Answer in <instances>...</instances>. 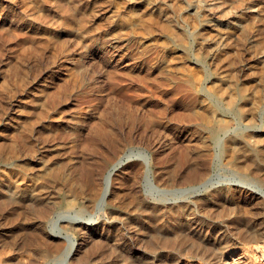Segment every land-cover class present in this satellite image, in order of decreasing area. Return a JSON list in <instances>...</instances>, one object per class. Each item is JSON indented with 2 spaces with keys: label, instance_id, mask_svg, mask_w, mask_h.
<instances>
[{
  "label": "rangeland",
  "instance_id": "374dc122",
  "mask_svg": "<svg viewBox=\"0 0 264 264\" xmlns=\"http://www.w3.org/2000/svg\"><path fill=\"white\" fill-rule=\"evenodd\" d=\"M136 19L148 21L150 32L147 22L142 23L146 27L139 23L136 28ZM207 20L217 24L209 25ZM215 46L220 51L207 56ZM196 80L205 90L219 89V99L205 96L208 101L214 100L219 109L232 103L240 115L203 123L197 111ZM41 86L50 97L40 109L31 105L24 122L22 105L30 103L32 96H28ZM263 92L264 0H0V170L13 165L34 171L38 166L27 159L10 163L6 158L15 135V144L20 142L16 149L34 147V154L41 153L51 162L59 160L67 171L69 162L64 163V156L73 153L67 145L98 126L104 133L95 130L102 137L99 143L107 152L105 159L122 161L101 209L95 204L103 183V162L89 176L80 177L76 171L79 186L75 190L63 177L39 172L32 195V186L24 193L16 192L0 174V255L24 257L28 250L47 248L51 257L43 264H62L57 254L73 240L76 246L68 263L87 253L98 264H228V254L236 258L241 252L236 240L246 227L253 222L264 227V185L251 174L241 178L217 157L219 147L212 133L224 127L256 140L264 112L249 119L244 111L252 102H261L264 111ZM30 119L41 122L29 124L31 130L25 126L32 123ZM89 121L97 123L90 127ZM22 126L27 128L23 134L31 139L18 134ZM199 135L208 139L204 142ZM231 186L257 191L263 200H254L245 213L239 211L223 198ZM117 189L124 199L120 204ZM66 213L86 219L60 220L66 236L46 238L58 216ZM6 250L10 251L7 255ZM100 253H107L106 257ZM243 264H264V256L249 252Z\"/></svg>",
  "mask_w": 264,
  "mask_h": 264
},
{
  "label": "bare ground",
  "instance_id": "6f19581e",
  "mask_svg": "<svg viewBox=\"0 0 264 264\" xmlns=\"http://www.w3.org/2000/svg\"><path fill=\"white\" fill-rule=\"evenodd\" d=\"M136 15V14H135ZM134 15V16H135ZM140 15V14H139ZM143 14H141L140 15V17L142 16ZM141 19V18H140ZM143 19V18H142ZM141 19V20H142ZM132 21V20H131ZM146 23V26L145 25H143L144 23ZM142 23L140 22V20H138V19H136V20H134L133 21V24L136 26V24H137V26H136V28L138 27V25H139V23H141L142 25H143V27H146V29L147 28H149L148 27V21H143ZM132 23V22H131ZM205 23V22H204ZM207 23H209V25H216L217 23L215 22V21H213V23H210V21H208L207 20ZM132 24V26H134ZM142 25L141 26H139V27H141L142 28ZM134 26V27H135ZM145 30V32H146V29L145 28H142V30ZM150 29V28H149ZM149 29H147L148 30V32H150L149 31ZM140 30V29H139ZM141 31V30H140ZM144 33V32H143ZM143 36H144V34H143ZM139 41H141V39L139 38ZM141 42H143V41H141ZM141 42H140V44H141ZM220 48L218 47V46H215L214 47V49H212V50H209L208 52H207V56H212V55H216L217 54V52L218 51H220L219 50ZM65 73V72H64ZM69 74V73H68ZM71 74V73H70ZM220 75V74H219ZM61 76V75H60ZM63 76V75H62ZM70 77V76H69ZM71 77H72V75H71ZM218 78V77H217ZM221 78V77H220ZM224 78V77H223ZM63 79V78H62ZM66 79V78H65ZM70 79V78H69ZM74 79V78H73ZM219 79V78H218ZM61 80V79H60ZM75 80V79H74ZM73 81V80H72ZM220 81H222V80H220ZM66 82V81H65ZM41 83V82H40ZM43 84V83H42ZM74 84H75V82H74ZM195 84L197 85V87H199V100H198V103H196L197 104V111H198V113H199V115L201 116V119H202V121H203V123H206V124H211V123H214V122H216L217 120H219V119H221V118H225V117H227L228 116V114H233V116H239L240 114H238L232 107V103H231V105H228V104H226V106L224 107V108H222V109H219V108H217L211 101H208L206 98H205V96L207 97H210V98H213V99H216V100H218L219 99V97H220V93H219V89L217 88V89H210V88H208V89H204V88H202L203 87V85H202V87H201V82H200V80H196V82H195ZM41 85V84H40ZM71 85V84H70ZM43 86V85H42ZM38 87V88H36V90H34L33 92H31L30 93V95L28 96V97H30V96H32V99H31V97H30V103L27 101V102H25L22 106H23V111H24V113H25V115H24V119H22L23 121L25 120V121H28V115L26 114V112H27V110H29V107L31 106V105H33L34 107H40V106H42V105H44V103H45V101H46V99H48L49 97H50V94L49 93H47V91L45 90V88L44 87ZM73 87V86H72ZM63 88V87H62ZM73 89V88H72ZM72 89H70L71 91H72ZM65 90H68V88L67 89H65ZM263 90V89H262ZM64 91V90H63ZM62 91V92H63ZM258 91V90H257ZM67 92V91H66ZM243 92V91H242ZM260 92V91H259ZM259 92H258V94H259ZM262 92V91H261ZM68 93V92H67ZM256 93V92H255ZM264 93V92H263ZM244 94V93H243ZM254 94V93H253ZM66 95V94H65ZM64 95V96H65ZM260 95V94H259ZM258 95V96H259ZM63 96V97H64ZM255 96V95H254ZM253 96V97H254ZM54 98V97H53ZM60 98V97H59ZM259 99V98H258ZM264 99V98H263ZM60 100V99H59ZM252 101H253V99H251ZM256 100H257V98H256ZM257 101H259V100H257ZM197 102V101H196ZM251 103V102H250ZM55 104V103H54ZM53 104V105H54ZM232 106V107H231ZM247 106V105H246ZM249 107L248 108H245L246 110L244 111L245 112V116H247V118H251V119H253L252 117V115H254V114H256V113H262V112H264V111H262L263 110V108L261 109V106H262V104H261V102H259V103H256V102H252V104L251 105H248ZM264 106V105H263ZM44 107V106H43ZM51 107V106H50ZM49 107V108H50ZM54 107V106H53ZM55 107H57V106H55ZM196 107V106H195ZM59 108V107H58ZM239 108V107H238ZM40 109V108H39ZM38 109V110H39ZM240 109V108H239ZM13 110V108L11 107V111ZM38 110H37V113H36V111H35V113L34 114H37V116L39 115V116H41V112H40V114H39V112H38ZM50 110V109H49ZM54 111H55V108H54ZM59 111V110H58ZM261 111V112H260ZM13 112H15V109H14V111ZM45 112H46V110H45ZM56 112V111H55ZM46 113H48V112H46ZM52 113V112H51ZM59 113V112H58ZM53 114V113H52ZM59 116L60 115H62V113L60 114H58ZM34 116V115H33ZM36 116V118H39V117H37ZM47 116H48V114H47ZM47 116H45V117H47ZM50 116V115H49ZM55 116H57V115H55ZM54 115H53V117H55ZM58 116V117H59ZM86 116V115H85ZM94 116V115H93ZM255 116V115H254ZM61 117V116H60ZM79 117V116H78ZM91 117V116H90ZM102 117V116H101ZM100 117V118H101ZM262 117V122H263V125H262V128L260 127V129H258V134H257V139L255 140L254 139V141H252V139H247V137L249 136H247V137H245V135L244 134H242V133H240V132H235V133H231V132H229L228 131V129L227 128H217L218 130H216V131H214L213 133H212V141L217 145V147H219V153L217 154V157L219 156L220 157V159L222 160V161H224L225 163H228L229 165H231L230 167H231V169H233L234 171H236V172H238L240 175H242L241 176V178H243V176L245 177V176H247V175H249V174H251L252 175V177H253V179H255L257 182H259L260 184H263L264 185V114L261 116ZM32 118V117H31ZM65 118V117H64ZM64 118H62V119H64ZM69 118V117H68ZM97 118V117H96ZM42 119H43V117H42ZM45 119V118H44ZM55 119V118H54ZM58 119V118H57ZM99 118H97V120H98ZM228 119V118H227ZM227 119H225V120H227ZM241 119V118H240ZM255 119H256V117H255ZM31 121H32V119H30ZM77 120H79V119H77ZM76 119L75 120H73V121H77ZM85 120V119H84ZM96 120V121H97ZM100 120H102V119H100ZM234 120V119H233ZM24 121V122H25ZM38 121V119L35 121V119H34V121H32V123H34L35 122V124H33L32 125V123H26L27 125H25L27 128H29L30 127V125L31 126H35L36 125V122ZM80 121V120H79ZM94 121H95V117H94ZM99 121V120H98ZM104 121L105 120H103L102 122V124L104 125ZM236 121V120H235ZM247 121V120H246ZM39 122H41V120L39 119ZM39 122H37V124H39ZM57 122V121H56ZM82 121H80V123H81ZM85 122V121H84ZM90 122V121H89ZM89 122L87 123L88 125H89ZM92 122V121H91ZM90 122V123H91ZM100 122V121H99ZM248 122V121H247ZM250 127H253V124H254V122H253V120H250ZM257 122V121H256ZM260 122H261V118H260ZM9 123V122H8ZM54 123V122H53ZM59 123V122H58ZM93 123V122H92ZM97 123V122H96ZM96 123L94 124L93 123V125H91L90 124V127L92 126H94V125H96ZM258 123V122H257ZM10 124H12V123H10ZM30 124V125H29ZM60 124V123H59ZM76 124V123H75ZM106 124V123H105ZM260 124H262V123H260ZM6 125V124H5ZM45 125V124H44ZM108 125V124H107ZM248 125V126H249ZM10 126V125H9ZM43 126V125H42ZM46 126H48L47 124H46ZM45 126V127H46ZM62 126V125H61ZM74 126V125H73ZM82 126V125H81ZM246 126V125H245ZM261 126V125H260ZM14 127V126H13ZM24 126H22V131H21V129H20V131L22 132V133H18L19 131L18 130H16L17 131V133L18 134H20V135H25V134H23V131H27L26 129L27 128H23ZM53 127V126H52ZM57 127V126H56ZM89 127V130L90 129H92L93 130V128H90ZM97 127V126H96ZM105 127H106V125H105ZM104 127V128H105ZM249 127V128H250ZM31 128V127H30ZM29 128V129H30ZM33 128V127H32ZM32 128H31V130H32ZM48 128H50V127H48ZM55 128V127H54ZM69 128V127H68ZM86 128H87V126H86ZM85 128V129H86ZM97 128H99L100 129V127L98 126ZM96 128V129H97ZM107 128V127H106ZM258 128H259V126H258ZM16 129V128H15ZM28 129V132L30 131V135H31V130H29ZM36 129V128H35ZM42 129V128H41ZM45 129V128H44ZM62 129V128H61ZM88 129V128H87ZM95 129V128H94ZM95 129V130H96ZM251 129H253V128H251ZM37 131H39L38 129H36ZM57 130V129H56ZM72 130V129H71ZM89 130H87L88 131V133H89ZM94 130V132L92 131L91 132V134H88L87 132H86V135L87 136H85L84 138H82V139H80V140H76V139H73L71 142H70V144L69 145H67L68 146V148H69V150L68 151H70V152H73V153H75V154H73V153H71V154H68L69 155V157H68V155L66 154V156H64V159H65V161H64V163L66 162V159L68 160L67 162H69L68 163V169H66L67 171H65V170H63L61 167H60V163H59V160H55V161H53V162H51V161H49V160H47V159H44L43 157H44V155L43 154H34L36 151L33 149L34 147H31L35 152H33V151H31L32 149H30V147L29 148H26V147H28L29 146V144H25L26 145V147H23V148H26L27 149V151H22V150H19V149H16V145L17 144H19V143H16L15 144V139L13 140V137L15 136V135H13L14 133H16V131L15 132H13L12 131V135H13V137H12V139H10L11 141H9V147L7 148L8 149V151H6V153H7V157H6V155H5V157L8 159V160H10L9 162L11 163V162H15V161H22V160H26L27 159V161L28 162H30V163H33V166L35 167V166H37V168H38V170H29V171H27V170H24V169H21V168H16L15 166H8V167H3V169H1L0 170V174L2 175V177L7 181V182H9L10 184H12L13 186V188H14V190L16 191V192H21V191H23V193H24V191L26 192V190L27 189H29L31 186H32V188H30L29 190L30 191H34V189L36 188L35 186H33V185H35L36 183H38L39 182V180L37 179V175H38V173L39 172H41V173H43V174H50V175H52L53 177L55 176V178L56 177H63L64 178V180H67V181H69L71 184H72V187H73V190H75L78 186H79V180H78V177L76 176V174H78L77 172H79V174H80V177H84V176H89L91 173H93V171H94V168H95V166L98 164V163H100V162H103L102 164H103V166H104V171H103V173L101 174V175H103V183L101 182V186H102V188H101V191H100V193H99V195H98V197H97V200H96V207H97V209H101L102 207H103V205L105 204V202H106V198L108 197V195H109V193H110V187H111V183H112V175L115 173V171L117 170V168L121 165V159L120 158H117L116 160H114V161H111V160H108V159H105V153H107L105 150H103L102 149V146H101V144L99 143V139L100 138H102V137H98L97 135H98V133L100 132V135L102 134L101 133V131H99L98 129V133L96 132ZM107 130H108V132L110 131L109 130V128H107ZM257 130V129H256ZM255 130V131H256ZM51 131V130H50ZM49 131V132H50ZM58 131H61L60 129H58ZM68 131H69V129H68ZM73 131V130H72ZM74 131H76V130H74ZM42 132H43V130H42ZM77 132V131H76ZM103 132V131H102ZM8 133V132H7ZM7 133H5V134H7ZM11 133V132H10ZM17 133H16V141H19L20 139V137L18 138L19 140H17ZM33 133V132H32ZM38 133V132H37ZM48 133V132H47ZM46 133V134H47ZM56 133V132H55ZM62 133V132H61ZM67 133V132H66ZM109 133H111V132H109ZM41 134V133H40ZM42 134H45V133H42ZM41 134V135H42ZM50 134H51V132H50ZM57 134H59V133H57ZM56 134V135H57ZM63 134V133H62ZM71 134V133H70ZM75 134V133H74ZM81 135L80 133H77V135ZM106 134H108V133H106ZM202 134H203V132H202ZM201 134V135H202ZM11 135V136H12ZM28 135V136H27ZM32 135H34V134H32ZM35 135H38V134H35ZM47 135H49V133L47 134ZM60 136H61V134H59ZM84 135V134H83ZM99 135V136H100ZM102 135H104V133L102 134ZM10 136V134H9V136L8 137H11ZM26 138H30L31 139V137H29V134H27L26 133ZM24 136V137H25ZM39 136V135H38ZM44 136V135H43ZM42 136V137H43ZM46 136V135H45ZM45 136H44V140H45V143H46V141L48 142V140H47V138H48V136H47V138L45 139ZM67 137L69 136V135H66ZM73 136V135H72ZM107 136V135H106ZM111 136H113V134L111 135ZM110 136V134H109V136L108 137H111ZM200 136V135H199ZM7 137V136H6ZM23 136H21V138H22ZM37 136H35V138H36ZM41 137V138H42ZM56 137H58V136H56ZM61 137H63V136H61ZM67 137H66V139H67ZM81 137H82V135H81ZM200 137H202V136H200ZM204 137V136H203ZM202 137V138H203ZM15 138V137H14ZM34 138V137H33ZM75 138H76V136H75ZM105 138V137H104ZM107 138V137H106ZM113 138H115V137H112V138H110V139H112L113 140ZM9 139V138H8ZM30 139H28V140H30ZM43 139V138H42ZM65 139V138H64ZM109 139V138H108ZM204 139V142H205V139H208V137L206 138H203ZM24 140V139H23ZM23 140H21V142L23 141ZM27 139H26V142L28 141ZM35 140V139H34ZM53 140V139H52ZM55 140H56V138H55ZM71 140V139H70ZM103 140V139H102ZM107 140V139H106ZM105 140V141H106ZM115 140H116V142H118L117 141V139L115 138ZM251 140V141H250ZM25 141V140H24ZM32 141V140H31ZM36 141V140H35ZM10 142H11V144H10ZM25 142V143H26ZM29 142V141H28ZM41 142H44V141H41ZM63 142V141H62ZM110 143H111V141H109ZM108 142V143H109ZM24 143V142H23ZM35 143V142H34ZM37 143V142H36ZM51 143V142H50ZM115 143V142H114ZM113 142H112V144H114ZM38 144V143H37ZM57 144V143H56ZM59 144V143H58ZM105 144V143H104ZM111 144V145H112ZM117 144V143H116ZM20 145H22V144H20ZM19 145V146H20ZM33 145V144H32ZM31 145V146H32ZM35 145V144H34ZM108 145V144H107ZM110 145V144H109ZM118 145V144H117ZM117 145H115V146H117ZM197 145V144H196ZM199 145V144H198ZM40 146V145H39ZM63 146V145H62ZM65 146V145H64ZM114 146V147H115ZM107 147H109V146H107ZM196 147V146H195ZM198 147V146H197ZM199 147H200V145H199ZM198 147V148H199ZM17 148H18V146H17ZM49 148H52L51 146L49 147ZM21 149H22V147H21ZM28 149H30V151L28 150ZM35 149H37V148H35ZM112 149V148H111ZM194 149H196V148H194ZM43 150V149H42ZM108 150V149H107ZM187 150H188V148H187ZM189 150H191L190 148H189ZM197 150V149H196ZM29 151V152H28ZM38 151V150H37ZM108 151H110V150H108ZM33 152V153H32ZM41 152V151H40ZM51 152V151H50ZM191 152V151H190ZM192 152H193V150H192ZM38 153V152H37ZM58 153H59V151H58ZM57 152H56V155H59ZM64 153V152H63ZM109 153V152H108ZM46 154V153H45ZM52 155L54 154L55 155V153H51ZM62 154V153H61ZM185 154V153H184ZM200 154V153H199ZM198 154V157L200 156ZM202 154V153H201ZM49 155V154H48ZM193 154L191 153V156H192ZM46 156V155H45ZM50 156V155H49ZM108 156V155H107ZM197 155H194V158L196 157ZM109 157V156H108ZM113 157V156H112ZM184 157H185V155H184ZM46 158V157H45ZM56 158V157H55ZM62 158V157H61ZM107 158V157H106ZM60 159V158H59ZM74 159V160H73ZM109 159H112V158H109ZM196 159V158H195ZM194 159V160H195ZM53 160V159H52ZM71 160H73V163H72V161ZM113 160V159H112ZM187 160V159H186ZM47 161H49V162H47ZM71 161V162H70ZM23 162V161H22ZM194 162V161H193ZM197 162V161H196ZM29 163V164H30ZM63 163V162H62ZM191 163V162H190ZM189 163V164H190ZM22 164V163H21ZM101 164V163H100ZM101 164V165H102ZM16 166H18V165H16ZM25 166H27V164L25 165L24 164V166H22V167H25ZM32 166V167H33ZM198 166V165H197ZM33 167V168H34ZM98 167V166H97ZM194 167V166H193ZM201 167V166H200ZM26 168H28V169H30L28 166L26 167ZM229 168V167H228ZM32 169V168H31ZM98 169V168H97ZM100 169H102V167L100 168ZM77 171V172H76ZM100 171V170H99ZM192 171V170H191ZM102 172V171H101ZM204 172V171H203ZM99 173V172H98ZM193 173V172H192ZM197 173V172H196ZM200 173V172H199ZM191 174V173H190ZM201 174H203V173H201ZM39 175H41V174H39ZM200 176V175H199ZM41 177V176H40ZM43 177H45V176H43ZM195 177H197V176H195ZM194 177V178H195ZM42 178V177H41ZM203 178V177H202ZM202 178H200L201 180H202ZM250 179H251V177H249ZM40 179V178H39ZM45 179V178H44ZM48 179V178H47ZM36 180H38V181H36ZM254 180V181H255ZM41 181V180H40ZM195 181V180H194ZM36 182V183H35ZM44 182V181H43ZM252 182V181H251ZM54 185H55V183L54 182H52ZM121 183V182H120ZM9 184V185H10ZM40 185V184H39ZM62 186H63V184H62ZM118 186H119V184H118ZM11 186H9V189H11L10 188ZM51 187V186H50ZM57 187H58V184H57ZM59 187H61V186H59ZM122 187V186H121ZM261 187V186H260ZM42 188H44V186L42 187ZM42 188H40V190H42ZM46 188V187H45ZM259 188V187H258ZM264 188V187H263ZM37 189V188H36ZM35 189V190H36ZM13 190V191H14ZM39 190V189H38ZM37 190V191H38ZM44 190H46V189H44ZM55 190V189H54ZM226 190V189H225ZM261 190V189H260ZM14 191V192H15ZM33 191L30 193L31 195L33 194ZM53 191V190H52ZM246 190H244V189H242L241 187H237V186H231V187H229V188H227V190H226V192H225V194H224V196H223V198H224V200L228 203V204H231L234 208H236L237 210H241V209H243V212L245 213L246 211H247V209H248V207L249 206H251V205H253L254 204V200H261L262 199V196L264 195V193H259V192H257V191H251V192H245ZM40 192V191H39ZM66 192H68V191H66ZM78 191H76V193H77ZM114 192V191H113ZM13 192H12V190H11V192H10V195L12 194ZM38 193V192H37ZM14 194V193H13ZM12 194V195H13ZM15 194H17V193H15ZM40 194V193H39ZM55 194V193H54ZM83 194V193H82ZM115 194L117 195V200L116 201H118L119 202V204H120V202L122 203V201L124 200H122V196H120L121 195V192H120V190L119 189H117L116 191H115ZM123 194V193H122ZM247 194H249V198H247ZM31 195H30V197H31ZM36 195V194H35ZM81 195V194H80ZM84 195V194H83ZM9 196V195H8ZM16 196V195H15ZM125 196V195H124ZM11 197H13V196H11ZM10 197V198H11ZM29 197V196H28ZM82 197V196H81ZM264 197V196H263ZM6 198L7 199H9L7 196H6ZM36 198V197H35ZM56 198V197H55ZM10 200V199H9ZM15 200V199H14ZM25 200V199H24ZM32 200V199H31ZM30 200V201H31ZM57 201H59L58 199H56ZM84 200V199H83ZM263 200V199H262ZM261 200V201H262ZM8 201V200H7ZM45 201V200H44ZM48 201H49V199H48ZM115 201V200H114ZM224 201V202H225ZM264 201V200H263ZM12 202H14V201H12ZM32 202H34V200H32ZM31 202V203H32ZM39 202V201H38ZM42 202V201H41ZM46 202V201H45ZM91 202V201H90ZM124 202H126V201H124ZM9 203V205H10V201L8 202ZM36 203V202H35ZM43 203V202H42ZM47 203V202H46ZM46 203H44V204H46ZM53 203V202H52ZM87 203V202H86ZM127 203H128V201H127ZM1 204V203H0ZM2 204H4V202L2 203ZM5 204H6V202H5ZM34 204V203H33ZM41 204V203H40ZM48 204H49V202H48ZM51 204V203H50ZM50 204H49V206H50ZM118 204V203H117ZM128 204H130V203H128ZM52 205V204H51ZM54 205V204H53ZM124 205V204H123ZM4 206V205H3ZM43 206V205H42ZM126 206H128V205H126ZM2 207V206H1ZM11 207V206H10ZM37 207V206H36ZM3 208V207H2ZM5 208L7 209V206H4V211H5ZM44 208H46V207H44ZM14 209V208H13ZM84 208L82 207V209L81 210H83ZM3 211V210H2ZM1 212V211H0ZM82 213H83V211H82ZM0 216H1V214H0ZM4 216H6V215H4ZM3 216V217H4ZM9 216H10V214H9ZM8 216V217H9ZM39 216V215H38ZM2 217V216H1ZM1 217H0V219H1ZM71 217V219L73 218V219H75V220H77V219H79V221H81V222H83L84 221V219H86V218H84V215L82 216V215H78V214H74V215H72V216H69V215H67V213H66V215L65 214H60L59 216H58V218H57V220L55 221V223H54V225H53V228H52V232L50 233V232H46L45 233V236H46V238H48V239H51V240H54V239H57V238H59V237H65L66 235L63 233V228H61L59 225H58V221H60V220H64L65 218H70ZM11 218H13V217H11ZM9 219V218H8ZM41 219V218H40ZM6 220V219H5ZM10 220V219H9ZM19 220H20V218H19ZM4 221V220H3ZM6 221H8V220H6ZM16 221V220H15ZM14 221V222H15ZM87 221V220H86ZM10 222V221H9ZM8 222V223H9ZM6 223V222H5ZM11 223V222H10ZM25 223V222H24ZM13 224V223H12ZM69 224V223H68ZM81 224V223H80ZM84 224V223H83ZM4 225H6V224H4ZM3 225V226H4ZM11 225V224H10ZM28 225V224H27ZM45 225V224H44ZM72 226V225H71ZM10 227V226H9ZM21 228V227H20ZM33 228V227H32ZM35 228V227H34ZM33 228V229H34ZM9 230V229H8ZM38 230H41V229H38ZM4 232V231H3ZM8 232V231H7ZM36 232H37V230H36ZM16 233V232H15ZM18 233V232H17ZM39 233V235L41 236V235H43L42 233L40 234V232H38ZM20 234H21V232H20ZM33 234V233H32ZM36 234V233H35ZM35 234H33V235H35ZM19 235V234H18ZM239 235V234H238ZM16 237V236H15ZM238 237V236H237ZM12 238V237H11ZM42 238V237H41ZM46 238L44 239V240H46ZM239 240H236V242L238 243V245H236V247H238L240 250H241V252H240V254H239V256L238 257H234L233 256V254H228L227 256H226V260L225 261H227L228 262V264H243L244 263V261H245V259H247V254L250 252V253H252V252H258L260 255H262V256H264V227L262 228V226L261 227H259V226H257L254 222L253 223H251L250 224V226H248V227H246V229H245V232L242 234V235H240L239 237ZM17 239V238H16ZM35 239H36V237H35ZM40 239V238H39ZM30 240H32V239H30ZM37 241H38V239H36ZM36 240H35V242H36ZM43 240V239H42ZM44 240H43V242H44ZM50 241V240H49ZM56 241V240H55ZM235 241V240H234ZM35 242H34V240H33V243L35 244ZM38 242H41V240H39ZM42 242V243H43ZM51 242V241H50ZM229 242V241H228ZM42 243H40V244H42ZM30 244H32V243H30ZM44 245L45 244H48V243H43ZM42 244V247H45L44 245ZM54 244L56 245V243L54 242ZM76 244V242L75 241H70L69 242V245H67V246H65V247H63L61 250H60V252H58V254H57V256H62L61 258V262H62V264H66V263H68V259H69V257L72 255V253H73V251H74V249H75V245ZM229 244V243H228ZM37 245V244H36ZM35 245V246H36ZM50 245V244H49ZM49 245H47V246H49ZM52 245V244H51ZM34 246V247H35ZM53 246V245H52ZM51 246V247H52ZM59 246V243L57 242V247ZM50 247V246H49ZM50 247V248H51ZM31 248V247H30ZM49 248V249H50ZM55 248V247H54ZM53 248V249H54ZM61 248V247H60ZM28 249V248H27ZM27 249H25L26 251H27ZM58 250H59V248H57ZM237 249V248H236ZM92 250H93V247H92ZM94 250H95V252L96 253H98L97 251H96V249L94 248ZM93 250V251H94ZM1 251V250H0ZM25 251V252H26ZM30 250H28L27 251V255L26 256H24L23 257V255H22V257H17L16 255L15 256H11V255H7V250H6V255L7 256H4V257H2L3 256V254L4 253H2L0 256V264H43L47 259H48V257L50 256L49 255V251H48V249L47 248H43V249H33V250H31L30 252H29ZM50 251H55V250H50ZM81 251V250H80ZM84 251H85V249H84ZM83 251V252H84ZM87 251H88V249H87ZM91 248H89V251H88V253L89 254H91V252H92V254H91V256L93 255V251H91ZM105 251V250H104ZM104 251H103V253H104ZM234 251H236V250H234ZM29 252V253H28ZM82 252V253H83ZM94 252V253H95ZM102 252V251H101ZM8 253H10V251L8 252ZM22 254L24 253V252H21ZM55 253H56V251H55ZM85 253V252H84ZM83 253V254H84ZM12 254V253H11ZM51 254V253H50ZM86 254L87 253H85V255H81V258H79V259H76V262L75 261H71L70 263H68V264H98L94 259V261L92 260V259H90V258H88L87 256H86ZM101 254V253H100ZM107 254V253H106ZM106 254L103 256L102 254V258H104V257H106ZM5 255V254H4ZM24 255H25V253H24ZM21 256V255H20ZM249 256V255H248ZM51 257V256H50ZM53 257V256H52ZM56 258V257H55ZM54 258V259H55ZM101 258V261L103 260ZM249 258H250V256H249ZM57 259V258H56ZM98 259V261L100 260L99 259V257L97 258ZM96 259V260H97ZM230 260V261H229ZM100 261V262H101ZM248 261V260H247ZM106 262V261H105ZM59 263V262H58ZM104 263V262H103ZM102 263V264H103ZM246 263V262H245ZM185 264V263H184Z\"/></svg>",
  "mask_w": 264,
  "mask_h": 264
}]
</instances>
